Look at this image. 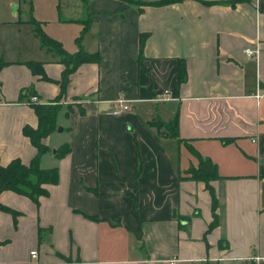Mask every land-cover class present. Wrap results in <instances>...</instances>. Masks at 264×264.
<instances>
[{
  "label": "crops",
  "instance_id": "crops-1",
  "mask_svg": "<svg viewBox=\"0 0 264 264\" xmlns=\"http://www.w3.org/2000/svg\"><path fill=\"white\" fill-rule=\"evenodd\" d=\"M154 1L70 0L50 33L19 11L6 21L15 28L0 53L1 166L33 157L21 129L36 127L31 104L59 92L63 66L31 20L65 51L100 59L70 74L63 99L76 104L60 108L61 131L43 140L38 165L56 167L57 183L36 203L0 192L16 213L0 211V264H264L254 259L264 258V0ZM119 97L128 110L112 115ZM189 148L216 166L213 212L203 183L185 173L197 164Z\"/></svg>",
  "mask_w": 264,
  "mask_h": 264
},
{
  "label": "trees",
  "instance_id": "trees-1",
  "mask_svg": "<svg viewBox=\"0 0 264 264\" xmlns=\"http://www.w3.org/2000/svg\"><path fill=\"white\" fill-rule=\"evenodd\" d=\"M177 0H159L154 2H148L149 4H165ZM237 1L248 0H228L219 1L216 3H224L233 6ZM33 25V33L37 36L39 44L46 51L50 52L55 61L60 63L63 68L60 72L59 80L55 81L58 84V94L48 103L31 104V108L36 116L37 124L35 128L29 126H23L21 129L22 134L28 138L30 144L35 148V154L29 160L27 164L21 163L18 159L10 160L5 166L0 165V192L8 190L16 194L29 198L34 203L37 202L39 196L46 195V190L43 188L44 184H56L57 183V169L56 167L42 169L39 167L38 162L40 156L47 151V146L43 143L45 137L55 129V117L60 110V105L57 104L59 99L64 96L69 76L73 71L82 63L86 62H99V56L96 52L88 53L82 50L79 46L76 51L70 54H66L61 44L47 36L41 29L40 23L35 20H31ZM82 27L81 32L84 31ZM147 34H140L138 40L139 51L143 47V43ZM79 36L75 38V42L78 43ZM6 64L0 58V69ZM24 64L30 70L33 75H38L41 79L50 81L41 67L40 62L26 61ZM183 63L179 61L177 74L179 81L183 80ZM22 96V95H21ZM172 128L176 130V120L172 122ZM173 133V135H174ZM176 134V133H175ZM230 139H223V143L229 142ZM67 145H63L55 149V157L60 158L68 153ZM190 153L196 158L197 164L193 166L191 164L185 170L188 175V179L194 181H200L203 183L205 190L209 193L211 199V210L214 211L216 204L213 189L210 185V181L217 179L216 166L212 161L206 157H201L196 151L189 148ZM0 211L10 213L14 216L16 213L10 208L0 203ZM215 223L214 214L212 221L208 224L210 229ZM68 261V260H67Z\"/></svg>",
  "mask_w": 264,
  "mask_h": 264
},
{
  "label": "rangeland",
  "instance_id": "rangeland-1",
  "mask_svg": "<svg viewBox=\"0 0 264 264\" xmlns=\"http://www.w3.org/2000/svg\"><path fill=\"white\" fill-rule=\"evenodd\" d=\"M73 7L70 4V0H0V53H7V49L12 43L11 39L8 37L12 34L14 30L13 23H7V20H10L13 13L17 16V11H19L18 17L22 19L25 17L26 19L30 17H35L37 19H44L47 21L45 26H43V30L52 31L56 25L57 20L61 17V14H66L65 9ZM74 13L73 10L70 11V14ZM10 40V41H8ZM3 50V51H2ZM66 54H70L73 52H67ZM76 104L75 102H68L63 99V96L59 99L58 103L60 107L70 108V105ZM60 125L55 126L54 132H57V128ZM53 132V133H54ZM55 136V135H53ZM53 138L51 141H53ZM52 150L50 153L52 154Z\"/></svg>",
  "mask_w": 264,
  "mask_h": 264
},
{
  "label": "built area",
  "instance_id": "built-area-1",
  "mask_svg": "<svg viewBox=\"0 0 264 264\" xmlns=\"http://www.w3.org/2000/svg\"><path fill=\"white\" fill-rule=\"evenodd\" d=\"M243 52L247 57H253L255 55V50H252L251 48H244ZM29 100L33 102L35 101V97L31 96L29 97ZM127 110H128V104L123 98L119 97L112 101L110 114L117 115ZM29 256L30 258L34 259L36 257V252L31 250L29 252ZM254 259L257 261L264 262V258L255 257ZM167 264H173V259L169 260Z\"/></svg>",
  "mask_w": 264,
  "mask_h": 264
},
{
  "label": "water",
  "instance_id": "water-1",
  "mask_svg": "<svg viewBox=\"0 0 264 264\" xmlns=\"http://www.w3.org/2000/svg\"><path fill=\"white\" fill-rule=\"evenodd\" d=\"M57 131H61V128L59 127V128H57ZM52 152H53V150H52Z\"/></svg>",
  "mask_w": 264,
  "mask_h": 264
}]
</instances>
